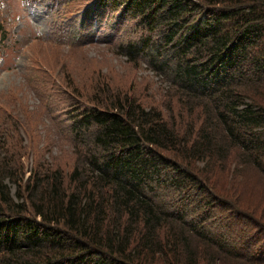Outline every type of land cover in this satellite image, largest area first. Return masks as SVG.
<instances>
[{
    "label": "trees",
    "instance_id": "16d2710c",
    "mask_svg": "<svg viewBox=\"0 0 264 264\" xmlns=\"http://www.w3.org/2000/svg\"><path fill=\"white\" fill-rule=\"evenodd\" d=\"M123 6L152 31L154 13L163 19L151 63L173 50L176 63L158 65L176 72L169 117L127 94L72 103L71 133L86 152L64 167H27L21 149L0 142V264H213L217 253L254 262L206 226L209 209L188 203L200 193L212 199L193 172L198 162L208 182L233 153L264 174V0ZM150 30L123 45L125 54L144 53Z\"/></svg>",
    "mask_w": 264,
    "mask_h": 264
},
{
    "label": "rangeland",
    "instance_id": "374dc122",
    "mask_svg": "<svg viewBox=\"0 0 264 264\" xmlns=\"http://www.w3.org/2000/svg\"><path fill=\"white\" fill-rule=\"evenodd\" d=\"M124 4L126 0H0V128L6 126L0 129V142L21 149L20 161L27 167H64L86 152L83 142L73 139L70 123L73 109L83 100L99 106L107 93L119 98L127 94L144 106H159L169 117L163 108L177 91L176 72L159 70L158 65L172 67L173 50L163 49L159 63H151L155 42L162 45L163 19L154 13L152 31ZM147 28L152 44L130 58L122 46L143 39ZM101 90L105 92H97ZM178 106L171 103L169 112L182 125ZM203 165L196 163L193 172L212 195L211 203L200 193L189 207L209 209L206 226L215 233L220 230L242 256L254 261L243 263L217 253L212 263L264 264V174L238 161V153L211 171L210 182L201 172Z\"/></svg>",
    "mask_w": 264,
    "mask_h": 264
}]
</instances>
